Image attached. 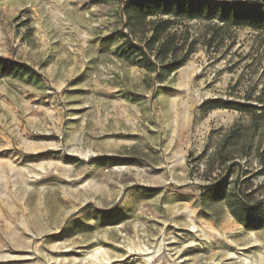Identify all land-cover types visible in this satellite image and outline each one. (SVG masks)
<instances>
[{
	"label": "rangeland",
	"instance_id": "374dc122",
	"mask_svg": "<svg viewBox=\"0 0 264 264\" xmlns=\"http://www.w3.org/2000/svg\"><path fill=\"white\" fill-rule=\"evenodd\" d=\"M74 1L0 0V58L42 77L0 78V264H264V225L203 201L225 183L264 210V33L179 20L186 63L159 80L149 48L152 70L117 56L120 36L78 61L64 52ZM127 1L79 0L83 30L145 47L157 18L128 26Z\"/></svg>",
	"mask_w": 264,
	"mask_h": 264
},
{
	"label": "trees",
	"instance_id": "16d2710c",
	"mask_svg": "<svg viewBox=\"0 0 264 264\" xmlns=\"http://www.w3.org/2000/svg\"><path fill=\"white\" fill-rule=\"evenodd\" d=\"M123 11L129 20L128 26L142 25L149 18H157L151 25L152 35L145 47L137 45L134 41L129 40L126 34L120 32H116L108 38L120 36L125 40L121 46L117 47L116 54L120 59L133 64H141V61H137V59L146 58L150 65H145V67L152 70L155 64L145 51V48H149L155 54L156 59L162 60L160 70H157L159 80H164L165 77L170 76L186 63V57L179 58L177 55L183 47L177 45L178 41L170 33L172 26L179 20L208 22L217 20L231 27L251 28L264 33V3L260 1L230 3L212 0H128ZM157 45L159 46L158 50L155 49ZM153 70L156 71V69ZM6 77L19 78L34 83L41 82L42 79L41 75L32 67L0 58V78ZM214 104L210 109L225 107L248 114L252 112L248 105ZM262 105L263 108L264 101ZM260 156L264 157V151ZM239 195L235 190L229 192L225 183H219L203 195V201L207 198L213 202L227 200L231 213L237 221L248 229L261 228L264 225V210L259 204L248 205L244 199L239 198Z\"/></svg>",
	"mask_w": 264,
	"mask_h": 264
},
{
	"label": "crops",
	"instance_id": "0c3cea01",
	"mask_svg": "<svg viewBox=\"0 0 264 264\" xmlns=\"http://www.w3.org/2000/svg\"><path fill=\"white\" fill-rule=\"evenodd\" d=\"M79 0L74 1L75 3V8L73 7V10H75L74 12H70V15L68 16H64V21H62V24H68L69 27V35L67 37H63L61 38V36H59L57 38V40L59 42H61L60 46H62L64 48V52L66 51L68 54H71L73 56V58L75 59V61L77 60V55L85 53L87 50V44L89 43V41H93L96 42L94 43L96 48H100V50L106 48L108 46V44H105L104 39L108 38V34H104L100 36V40L96 39V35H89L86 31L83 30V28L85 27V20L83 18L82 15H80L79 11ZM78 4V5H77ZM60 26V25H59ZM48 26H45V28ZM38 47L40 48L38 50V58L40 60H43V55L47 54L49 52L48 50V46L50 45V37L46 34L45 31H38ZM91 43V42H90ZM94 46V47H95ZM37 54V53H35ZM41 62V61H39ZM38 62V64H39ZM40 66L37 65H33V69H36Z\"/></svg>",
	"mask_w": 264,
	"mask_h": 264
},
{
	"label": "bare ground",
	"instance_id": "6f19581e",
	"mask_svg": "<svg viewBox=\"0 0 264 264\" xmlns=\"http://www.w3.org/2000/svg\"><path fill=\"white\" fill-rule=\"evenodd\" d=\"M229 223V222H228ZM227 223V224H228ZM229 225V224H228ZM225 226V225H224ZM224 228V227H223ZM198 228L196 227V225L195 224H192V226H191V230L194 232V233H196V232H198V230H197ZM217 240H218V238H219V240H220V242L221 243H224L225 244V234H222L221 232H219V231H212V233H211ZM204 235L206 236V234L204 233ZM151 263V260L149 259V260H147V264H150ZM109 264V263H108Z\"/></svg>",
	"mask_w": 264,
	"mask_h": 264
}]
</instances>
